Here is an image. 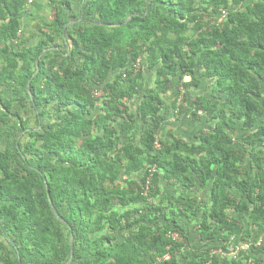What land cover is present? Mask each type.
Returning a JSON list of instances; mask_svg holds the SVG:
<instances>
[{
	"label": "trees",
	"instance_id": "1",
	"mask_svg": "<svg viewBox=\"0 0 264 264\" xmlns=\"http://www.w3.org/2000/svg\"><path fill=\"white\" fill-rule=\"evenodd\" d=\"M239 2L240 0H236ZM264 1V0H263ZM57 10L52 28L54 35L46 34L37 46L22 51L0 48V55L13 68L23 63L22 68L29 70L35 64L34 72L27 78L33 79L30 85L33 97L31 100L35 109L48 108L55 105L65 118V130L53 137H36L26 145L21 152V158L27 155L41 156L47 154L51 158H58L62 164L50 174L49 187L39 191V182L43 183V175L37 169L28 168L39 180L25 178L19 170L14 169V154L12 151H0V231L9 236L8 231L15 235L17 255L22 264H63V259L70 253V239L65 245L56 247V234L52 230V220L57 221L62 228L67 229L69 235L74 236L75 255L83 258L93 254V262L86 264H148L147 256L161 258L159 264H180L178 254L189 240L181 222L191 216H202L199 224V236L206 244H229L232 237H244V228L240 221L230 214L235 212H250V218L258 227V235L264 234V122L257 132L244 138V143L252 147L250 161L257 168L253 181L242 178L241 162L245 154L234 145L231 132L237 128L235 118L245 119V128H252L256 121L264 116V108L257 105H245L241 111L227 116L223 110L216 111L217 103L205 97L197 98L195 102V118H199V111L204 110L209 120L216 121L213 132H199L197 143L189 144L179 138L173 142L159 141L156 134L161 127L163 118L160 115L162 94L166 93L174 77L183 79L189 75L191 81L186 87H198L200 78L196 72L197 63L204 70L206 77H217L219 87L230 78L238 75V71H258L257 60L252 52L255 48H264V40L252 39L246 42L226 43L230 37L242 33H253L256 30L264 32V14L256 18H249L248 13H231L237 18L234 26L216 28L209 33H201L197 39L178 37L177 39L155 38L146 47L149 67L156 68L155 87L144 94L140 105V115L145 121L151 122V127L142 137V146L127 142L118 149L115 143V130L111 122L118 117L130 119L124 104L125 99H131L143 92V72L126 70L125 79L121 82L108 81L109 75L143 54V51H128L117 45L114 38L105 34L101 26L94 30L85 28L77 31V37H72L73 53L83 58V64L75 68L62 67L60 72L50 74L47 61L42 53L49 43L57 40L63 34L66 23L62 20V10L70 7L66 0H51ZM142 0H93L92 9L105 21L122 20L130 9L140 11ZM261 4H256L260 6ZM0 13L6 22L0 29L1 40H15L21 29L20 11L6 0H0ZM166 28L177 31L188 29L186 21L166 24ZM160 28L155 20L146 22L139 33L145 35ZM98 33V34H97ZM213 38V39H211ZM163 42L166 49L157 48ZM220 45L219 47H216ZM131 54V55H130ZM198 56V57H197ZM220 58H216V57ZM218 60V61H217ZM13 70V69H12ZM12 72V71H11ZM9 70V74L11 75ZM37 74L34 75V73ZM260 72V71H258ZM13 74V73H12ZM43 79V82L39 80ZM7 81L5 71H0V85ZM107 94L103 105L104 114L92 119L96 109L97 98L92 84ZM21 88H25L22 83ZM25 90H28L25 89ZM24 90V91H25ZM250 94L252 91L243 87ZM258 96L261 94L256 92ZM219 98L225 100V107L234 105L233 93L227 89H219ZM22 101V99H19ZM22 104L23 101H22ZM6 112L13 114L11 103L3 106ZM76 108V109H72ZM18 115V113H16ZM19 116V125L31 135L34 129H29ZM22 122V123H21ZM27 126V127H26ZM93 129L102 132L97 137H74L80 134H90ZM229 130L231 132H229ZM79 139V142L77 141ZM42 143L38 146L37 142ZM81 140V141H80ZM258 147V148H257ZM257 148V149H256ZM186 153H208L202 160V165L189 157L178 155L177 151ZM117 152L123 153L126 160V170L129 173L142 171L146 166L143 186L134 181L128 183V188L113 186L109 188L107 182H114L109 162L110 157ZM148 151V152H147ZM171 157L172 161L167 158ZM27 162L28 159H25ZM64 166V167H63ZM96 168V169H95ZM95 169V170H93ZM164 170V176L171 185H178L184 189L207 187L211 184V205L202 208L195 199L181 198L173 204H178L172 222L168 227H159L152 222V213L146 212L132 221L131 215L124 214L114 220L106 211L114 204L127 207L130 204L147 200L148 195L157 196L160 193L159 171ZM78 170L87 172L93 170L86 177L78 175ZM149 187L152 193H145ZM232 188H238L247 194L250 203L235 198ZM147 194V195H146ZM67 208L68 212L63 210ZM66 221L61 222L55 214ZM164 213L165 210L161 209ZM137 225V229L134 226ZM128 229L130 234L127 241L114 242L118 233ZM107 230L106 234L103 231ZM5 232V233H4ZM178 233L179 239H174L170 233ZM112 234L115 237H112ZM166 256H169L166 259ZM19 261L16 264H19ZM0 262L15 264L10 258L7 246L0 239ZM188 264H244L237 259L221 261L216 254L211 260L202 259V263L192 259Z\"/></svg>",
	"mask_w": 264,
	"mask_h": 264
},
{
	"label": "rangeland",
	"instance_id": "2",
	"mask_svg": "<svg viewBox=\"0 0 264 264\" xmlns=\"http://www.w3.org/2000/svg\"><path fill=\"white\" fill-rule=\"evenodd\" d=\"M6 1L13 5V7L19 9L21 29L17 39L1 40V49L7 48L14 51H22L29 47L37 46L41 40L46 38V34H55L52 24L55 21L57 10L51 0H34V2H29V0ZM66 1L70 2L71 6H65L62 10V20L66 23L63 34L58 36L55 42L49 43L42 53L43 59L47 61V69L50 74L60 72L62 67L75 68L83 64V58L75 55L72 51L74 46L72 37H77V31L85 28L94 30L95 27L101 26L107 36L115 39L117 45L122 46L128 51H143V54L138 57L137 61H134L131 56L130 62L126 67L112 72L108 77L109 82L116 83L125 79L127 69L134 70L135 72L142 70L143 72V92L135 95L131 99H125L123 101L130 119L118 117L116 121L111 122L112 128L116 131L113 137H115L114 139L118 149L126 146L127 140L130 144L142 146V137L151 127V122L145 121L141 117L139 109L145 92L155 87L156 68L149 67L148 52H145L147 45L153 39L157 37L162 39H177L178 37H185L190 40L197 39L201 33L206 34L216 28L222 29L227 25H236L237 18L232 17L231 13L246 12L249 18H256L258 14H264L263 0H240L239 2L236 0H142L140 11L130 9L122 20L109 22L102 19L96 9H92L93 0ZM256 4L261 5L257 7ZM155 20L160 24V28L155 30L156 34L154 32L145 35L139 33V30L146 22H153ZM184 21H186L188 27L186 31L166 28V24L173 25V23H181ZM5 22L6 19L3 13H0V29L3 28ZM252 39L264 40V32L261 30H256L253 33L245 32L230 37L226 40V43L236 45V43L246 42ZM159 47L166 49L167 45L161 42L157 48ZM252 56L257 60L256 66L260 72H255L251 69L247 72L238 71V75L228 79L222 87H219L217 77H206L203 68L198 63L196 65V72L200 78V85L198 87L185 86V83L191 81L189 75H186L183 79L180 76L174 77L170 89L161 96L162 105L160 115L163 118V122L156 134L157 139L171 143L174 141V138H179L189 144H193L198 142L196 135L199 132H213L216 121L209 120L204 110L199 111V118H195L194 116L195 102L199 97H205L217 103L218 108L216 111L223 110L227 116H232V113L241 111L245 105H250L251 103L252 107H254L253 105H257L264 108V48H255ZM216 58L220 57L217 56ZM22 66L23 63L20 62L19 66L13 68L7 63L3 55H0V71H5L7 74L6 83L0 85V151L3 153L12 151L14 154L13 167L19 170L23 177L32 178L36 181L39 180L38 176L33 175L29 171V167L41 172L43 175V183L40 181L37 189L44 191L49 187L50 174L62 162L58 158H51V155L47 153L42 155V157L39 155H27L25 156V159H28L26 162L24 158H21V152L26 150V145L30 141L35 140L36 137L60 135L66 127L65 118L54 104L46 109H35L33 107L31 100L28 99V96L30 98L33 97L32 89H30L33 79L28 81L27 78H23L28 77L30 72L33 73L36 67L33 63L27 71ZM9 70L10 72L12 71L11 75L9 74ZM39 81L43 82V79ZM23 82L25 83V88H21ZM92 85L98 88L101 93L97 98L96 109L92 115V119H95L97 116L105 113L103 105L106 101L107 94L99 85ZM243 87L252 92L250 94L246 93ZM27 88L28 90H25ZM221 88L233 93L235 102L232 107L226 108L225 100L219 98V89ZM256 92L261 95L258 96ZM19 99H22L24 104ZM8 102L12 105L13 114L6 112V109L3 107ZM16 113L20 115L22 122L26 123L29 129H34L33 135L27 130L22 129L19 125V116ZM234 121L236 122L237 128L234 132L230 130L229 132H231L234 138L235 147L245 154V158L241 162L243 167L241 177L253 181L257 168L250 161L252 147L244 143V138L258 131L259 126L264 122V116L259 118L252 128H245L244 118H235ZM101 135H103L102 132L93 129L90 134L83 136L80 132V134L74 137H97ZM77 141L79 142V139ZM41 143L42 141L39 140L37 142L38 146ZM177 153L183 157L193 159L200 166L202 165V160L208 154L206 152L190 154L181 150L177 151ZM104 159L109 162V167L113 175H116L114 182H107L109 188L113 186L128 188L130 181H134L136 184L143 186V177L148 166L140 172L129 173L126 170L127 160L123 153L117 155L115 151L110 157H105ZM167 160L172 161V158L168 157ZM93 170L87 172L78 170L77 173L82 177H86ZM158 171L160 176V193L157 196H151L149 194L147 200L130 204L126 208L114 204L106 213L112 215L114 220L128 213L131 215L132 221H134L141 215H144V213L150 212L152 213L151 223L159 227H168L178 207V204H173L176 200L181 198L195 199L196 204L201 205L202 208L211 205V184L204 188L184 189L181 186L169 184L164 176L163 169ZM150 190L147 187L145 193ZM149 193L152 192L150 191ZM231 193L238 200L250 203L247 199L246 192L238 188H232ZM250 205L253 208L251 203ZM161 209H164L165 213ZM63 212L67 213L68 209L65 208ZM55 214L61 222L66 224V221L59 216L57 210H55ZM230 214L240 221L245 232L244 237H232L226 246L223 243L206 244L201 241L199 236V224L202 220L201 215H190L188 218H185L181 222V226L184 232L189 235V240L178 254L180 264H188L192 259L202 263L203 258H207V261L211 260L214 254L221 261L237 259L244 264H264V234L258 235V227L253 224L250 218V212H235L232 210ZM134 229H137V225L134 226ZM52 230L56 234V247L60 244L65 245L68 239H70V253H67L63 259V264H86L93 262L95 257L93 254H87L83 258L75 255L76 247L74 245V236L69 235L68 230L62 228L55 220H52ZM0 231H7V229L3 227ZM107 232L105 230L103 234ZM8 233L9 236L7 239L5 235H2L3 233H0V239L5 242L10 258L16 264L20 259L17 255L15 235L11 231H8ZM129 234L128 229H123L116 237L112 234V237L117 238L114 242L122 243L127 241ZM246 242L250 244V249L235 256L233 250L235 245ZM147 261L148 264H159L161 258L149 255L147 256ZM0 264L6 263L0 262ZM19 264H22L21 261H19Z\"/></svg>",
	"mask_w": 264,
	"mask_h": 264
},
{
	"label": "built area",
	"instance_id": "3",
	"mask_svg": "<svg viewBox=\"0 0 264 264\" xmlns=\"http://www.w3.org/2000/svg\"><path fill=\"white\" fill-rule=\"evenodd\" d=\"M29 2H34V0H29ZM94 94L99 97L101 95L100 91L98 89H95ZM170 236H172L174 239H179L180 235L178 233H170ZM250 249V244L248 242L242 243L240 245H235L234 254L235 256H238L243 251H248ZM169 256H166V259H168Z\"/></svg>",
	"mask_w": 264,
	"mask_h": 264
}]
</instances>
